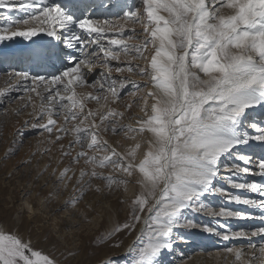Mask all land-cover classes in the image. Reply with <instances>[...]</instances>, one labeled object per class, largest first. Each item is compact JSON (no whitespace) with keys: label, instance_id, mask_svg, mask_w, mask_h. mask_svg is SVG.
<instances>
[{"label":"snow or ice","instance_id":"1","mask_svg":"<svg viewBox=\"0 0 264 264\" xmlns=\"http://www.w3.org/2000/svg\"><path fill=\"white\" fill-rule=\"evenodd\" d=\"M142 2L146 13L145 38L139 45H130L128 40L116 38L122 34L121 31L113 32L116 21L95 18L89 11L92 5L84 0H69L66 4L48 3V0H0V10L8 13L30 10L24 19L0 26V41L16 37L32 41L33 37L45 33L62 42L65 49L81 54L70 53L66 59L72 66L51 78L29 76L27 72L12 75L25 82L31 80L33 85L44 84L47 95L38 91L37 87L25 88L41 101L35 118L39 121L47 117L45 123H34L33 128L38 127L50 136L55 133L57 142L64 135L71 134L74 139L70 141L69 148L75 143L82 147L86 144L88 150L77 152L74 160L79 162L84 158L85 163L92 166L91 177L106 179L111 187L115 182L124 181H117L111 175L103 176L95 170L97 167L112 165L128 175L133 171L139 172L142 177L139 183L144 191L133 201L138 206V211L134 209L133 223L118 226L108 235L135 228L142 219L140 213L147 210L143 230L148 232V239L139 247L132 264H159V257L164 251L172 250L175 242L184 240L176 229L181 225L188 229L196 227L184 213L188 210L203 211L206 205L202 201L206 197L219 192L232 202L264 210V198H242L217 187V177L223 166L229 174L227 179L231 187L257 192L264 197V185L235 179L240 173H249L248 167L223 163L235 149L248 145L251 140L264 144V125L251 121L248 116V110L264 107V0ZM209 4L213 7L216 4L224 7L226 4L234 10L233 14L222 15L218 8L210 11ZM102 6L107 7L106 4ZM137 12L123 11L119 19L137 21ZM110 34L112 38L107 39ZM101 37L106 38L105 42H101ZM89 46H95L96 50L85 52ZM149 51L150 56L146 54ZM60 52L59 45L49 44L39 46L28 55L51 60L59 58ZM122 55L148 61L138 71L149 76V83L155 89L147 93L154 100L151 115L146 113L147 119L139 121L138 130L151 133V140L148 151L138 164L132 162L135 150L125 156L107 140L99 138L101 130L106 132L110 129L113 133L125 128L132 130L130 125L119 123L124 113L111 107H107L106 111L85 110L89 100L97 104L103 102L102 106H107L119 99L120 94L116 91L118 81L112 79L111 72L112 62H121ZM98 59L107 71L91 85L94 91L86 95L78 93L77 87L89 85L86 71H91ZM124 70L115 67L117 73ZM126 70L133 72L137 67L128 61ZM199 73L207 79H202ZM129 83L138 89V83ZM119 84L124 87L122 81ZM7 95L5 89H0V97ZM28 99L32 101L33 98L29 95ZM61 114L63 124L54 118ZM70 123L71 127L68 126ZM246 124H250L257 134L250 136L242 131ZM101 149L107 150L110 155L100 157L93 151ZM238 159L245 164L252 162L246 155H239ZM256 166L259 174L264 176V159H260ZM69 171L65 168L59 179H71L67 176ZM85 174L82 169L81 178ZM76 202V198L70 201L72 204ZM211 215L250 218L226 208L213 211ZM203 231L214 233L215 229L204 226ZM248 235L244 231L231 235L225 232L222 238L229 240ZM251 235L264 237V227L252 231ZM227 251L232 252L233 249ZM259 251L264 255V247ZM240 257L241 251L236 250V258L239 260ZM0 264H56V260L33 250L30 242L17 234L0 231Z\"/></svg>","mask_w":264,"mask_h":264},{"label":"rangeland","instance_id":"2","mask_svg":"<svg viewBox=\"0 0 264 264\" xmlns=\"http://www.w3.org/2000/svg\"><path fill=\"white\" fill-rule=\"evenodd\" d=\"M207 2L208 0H206ZM209 7L211 8V5ZM218 7L220 13L224 15H231L234 11L228 8L226 4L224 7H220L219 4L216 5L213 11ZM123 24L126 29L125 34L122 35L123 39L128 40L130 45L142 44L145 33L140 18L137 21L125 22L123 20ZM130 29L134 31H129ZM129 37L131 39H128ZM11 59L20 62L14 56ZM128 61H131L132 65L137 67L136 71L128 72L126 70ZM63 64L68 67L72 66L69 62H64ZM96 65V68L104 67L100 62ZM117 66L125 70L117 73L115 72V67ZM112 67L113 74L111 77L118 81L116 91L120 94L119 99L107 106H102L103 102L97 104L96 101H90L87 103V108L106 111L107 107H111L124 113V116L119 118V123L130 125L132 130L125 128L117 133H113L110 129L106 132L101 130L99 138L107 140L109 145L125 156L135 150V156L132 161L135 162L134 160L136 159H143L146 154L145 148L148 147L147 140L142 136V132L138 130L140 128L139 121L144 116L151 115L150 97H147V103L144 106H140V101L143 99L141 94L143 92L144 75L139 74L138 68L145 67V60L140 57L134 58L132 55L127 57L122 55L121 62L113 61ZM27 70L24 72H28ZM5 71L0 69V89L6 87L10 91H7L8 95L0 100V231L17 234L25 241H29L33 250H38L42 254L55 259L56 264H132L139 247L146 243L148 239V232L146 230L137 231V228L143 226V221L147 218V210L140 213L142 219L136 223L135 228L122 229L111 236L108 234L113 232L118 226L125 223H133L134 209L138 211V206L133 204V201L137 197L133 172L131 175H128L122 169L113 167L112 165L103 168L97 167L95 170L98 173H102L103 176L111 175L117 181H124L123 183L115 182L109 187V182L106 179L91 177L92 166L86 164L84 158L76 162L69 154L64 155L67 162H64L63 165L70 169L67 176L71 177V179L67 177L59 179L62 170L56 166V153L69 151V147H67V150H63L61 145L64 139H70V134L64 135L57 142L55 133L50 136L49 133L38 127L33 128L32 125L34 123H42L43 121H38L35 118L37 110L33 107V99L32 101L28 99L29 95L34 98L36 96L35 93L25 91V88L33 87L34 85L28 80L27 82L24 81L26 83L25 86L22 87V82H20L21 86L16 88L18 80H14L15 75L9 73V77H7L4 75L7 72ZM121 77L127 79L124 87H121L119 84ZM98 78L101 77H94L89 80L88 86L91 91H94L91 85L94 82H98ZM129 82L138 83V89L133 88ZM109 99L113 98L109 97ZM136 101L139 102H137L135 110L133 103ZM44 103L47 105L48 101L45 100ZM137 109L139 113L133 116L137 112ZM143 110H146L147 115L143 113ZM139 114H141L140 117ZM16 118H23L22 124L20 123V128H23V130L21 131V135H14L13 138L8 139V134L4 130L6 121ZM125 120L127 121L125 122ZM97 123H100L99 120H97ZM68 126H71V123ZM6 146L11 148V152L5 149ZM79 146L81 150H88L86 144L83 147L81 144ZM93 151L100 157L110 155L104 149ZM19 152L25 154V161H19V158L16 157ZM258 156L259 154L256 153L252 159L255 165H257L256 160ZM225 163L229 162L225 161ZM240 166L243 167L241 164ZM82 169L86 173L83 178L80 176ZM250 170L253 171L256 168L253 167ZM226 177L228 175L225 174V179L220 184H222L223 189L225 188V192L231 194L232 191L228 189L232 188L228 184ZM246 181L255 182L253 177L248 178ZM211 197L210 195L203 199L202 202L206 205V209L203 211H187L191 215V220L194 221L196 227L188 229L183 225L179 226L176 231L180 236L184 237V240L177 241L178 244H175L172 250L164 251L159 257V264L224 263L219 262L220 257L218 256H214L213 258L212 255H207L210 249L207 248L208 246L202 247L201 245L203 244L198 245L199 247L194 251L190 250L194 246V243L189 242H191V238L197 233L203 238H200L201 241L199 243L207 242L206 239L208 237L203 236V233H205L203 231L204 226H210L215 229V232L211 233L214 237L217 236L216 233L221 232V228L214 226L213 223L208 224L203 222L211 202ZM222 197L225 198L222 201L223 203L228 201L226 195L222 194ZM73 198L77 200L75 204L70 203ZM215 204L217 205L215 206ZM130 205H132V208H130ZM212 206L214 208H224L222 204H218V201L214 202ZM112 209L116 213V218L114 216L113 222L108 223L107 215L112 212ZM226 209L236 211L230 206L226 207ZM237 212L246 213L247 210L244 208ZM246 215L244 216L246 217ZM253 216L254 213L249 216L250 221H252L251 218ZM263 216L260 215L259 219ZM233 220L237 222L239 218L234 217ZM244 222L240 220L235 226L225 224L224 227L227 229L231 227L230 229L235 233L241 228L239 225H242ZM218 223H221L220 220ZM261 227H264L262 219L257 225L251 227L250 231ZM226 230H223L222 234H225ZM217 237H220V235ZM228 244L232 245L233 241L228 242ZM253 246L255 247L253 248ZM180 247H184V249H181L183 254L180 255L183 257L178 256L176 253ZM260 247L261 245L255 242L250 247V252L257 259L261 256ZM211 249L212 251L225 250L226 252L229 246ZM200 253L201 256L199 255ZM216 257L218 258L216 259ZM223 257H225V254ZM232 264L237 263L233 262Z\"/></svg>","mask_w":264,"mask_h":264},{"label":"bare ground","instance_id":"3","mask_svg":"<svg viewBox=\"0 0 264 264\" xmlns=\"http://www.w3.org/2000/svg\"><path fill=\"white\" fill-rule=\"evenodd\" d=\"M84 2L92 5V7L89 9V11L94 14L95 18H99L101 20L108 18V19H111L113 21H116V25L113 28V32L121 31V33H122L121 36H117L116 38H123L122 35H124L126 32V29L124 28L125 26L123 24V20L119 19V17L122 15L123 11L138 10L137 14L140 18L141 24L144 26V22H146V13L144 12V5H143L142 0H84ZM48 3L66 4V3H69V0H48ZM105 4L107 5V7L102 6ZM209 5H211V4H209ZM216 5H218V4H216ZM216 5L214 7H216ZM214 7L211 5L210 10L213 11ZM218 9H219V7H218ZM219 12H220V9H219ZM29 13H30V10H16V11H12L10 13H8L4 10H0V26L8 25L11 21H14L16 19L22 20ZM220 14L224 15L223 13H220ZM121 25L123 26L122 29H121ZM21 27H24V26L21 25ZM111 38L112 37L110 34L107 37V39H111ZM105 39L106 38L101 37V42H105ZM49 44H51L53 46L59 45V50H61L59 58L50 60V59L40 58V57H29V55H28L29 52H31L33 50H37L38 47L41 45H49ZM149 49H151V45H149ZM84 51L85 52L95 51V46H89ZM70 53L73 55L79 56L78 51L72 50V49H65L62 42L57 41L53 37H48L45 33H40L38 36L33 37L32 41H28V40H25L23 38L16 37L10 41H8V40L0 41V69L7 71V72L5 71L6 73L4 74L7 77H9V73H11V74H13V73H25L24 71L27 70V68H29V70H27L28 71L27 73L28 74L32 73V74H29V76H38L39 75V76H45V77L51 78L52 76L57 75V73L59 74L60 72H62L64 70V68L68 67V66L64 65L63 63L69 62L66 59V57ZM146 54L150 56L151 52L149 51ZM12 56H14V58H17L20 62H17V60L13 61L11 59ZM98 63H99V59L97 60L96 63L93 64L91 71H86V78L88 81L94 77H101V74L107 71L105 69V67L96 68V66H97L96 64H98ZM147 63H148V61L145 60V66L147 65ZM193 71H195V69H193ZM112 74H113V72H111V75ZM199 75L201 76L202 79H207V77L204 76L203 73H199ZM14 80H18L16 82V85L18 84L17 86H15L16 88L21 86V85L23 87L26 84L20 77L15 76ZM29 81H31V80H29ZM121 81L123 82V84H126L127 79H124L123 77H121ZM20 82H22L21 85H20ZM42 85H44V84L40 83L39 85H34L33 87H37L38 91H40L41 93H44V86H42ZM2 89H5L6 91H10V90H8L9 88H6V87H4ZM150 90L154 91L155 89L153 88V85L151 83H149V76L144 75L143 87H142L143 92L141 94L143 99L140 101V106H144L145 99L147 101V97H149V96H147V93ZM76 91L78 93H84L86 95L91 90L89 89V86H80V87L76 88ZM44 94L46 95V93H44ZM3 98L4 97H0V100H2ZM150 99L151 100L149 102V105L151 108V105L154 102V100L152 97H150ZM90 101L91 100L87 101V103ZM137 102H139V101H136L133 103L135 110H136ZM33 103L35 104V108L38 111L40 103H41L40 99L35 96L33 98V101H32V104ZM88 109L89 108H87V104H86V110H88ZM138 113H139V110L137 109V112L135 114H133V116H136ZM143 113H146V110H143ZM140 116H141V114H139V117ZM248 116H249L251 121H256L257 123L264 125V107L257 106L254 109L248 110ZM54 118L58 121L59 124H63V122H64L63 114H61L59 116H54ZM46 119H47V117H45V119L42 121V123H45ZM143 119H147V116H144ZM22 121H23V118H21V119L16 118V119H12L11 121H6V125L4 127V130L8 134V139L13 138L14 135H21V131L23 130V128H20L21 127L20 123L22 124ZM126 121L127 120H125V122ZM249 126H250V124H246L245 127L242 128V131L247 132L250 136L256 135L257 134L256 131L253 130ZM69 127H71V126H69ZM142 136H144V138L148 142V147L145 148V150L147 152L149 149V146H150L149 142L151 140V133L144 131V132H142ZM73 139H74V137L70 134V139H64L63 140V144H62L63 150H67V147H69L70 141H72ZM72 145H73V147L70 148L68 152L70 153V156L74 159V157L76 156V153L81 151V148H80L78 143H75ZM7 148H8V146H6L5 149L8 152H11V151H9L11 148H8V149ZM256 153L259 154L258 159L256 160V162L258 164L260 159H264V144H262L261 142H258V141L251 140L248 145H241L237 149H235L233 152V155L225 158L223 163L226 164L225 161H228L229 162V163H227L228 165L241 164V165H243V167H248L249 169H251L253 167L256 168V170H253L254 172L252 170H250V172L247 174L240 173L238 176L235 177V179L237 181L244 182L248 178L253 177V180L255 182H257L261 185H264V176L259 174V169L257 168V166L255 164H253L252 159ZM239 155L248 156L252 160V162L249 164H245L244 162H242L238 159ZM16 157L19 158V161H25L26 156H25V154H22L21 152H19ZM55 159H56V163H57L56 166L59 167L63 171L66 168L65 165H63L64 162H67L66 157H64L63 153H56ZM141 160L142 159H136V160H134L135 162H133V163L138 164ZM58 172H59V170H58ZM133 174H134V178H135V185H136V191H137V196H138L142 191H144L141 184L139 183V181L141 180L142 177L138 171H133ZM225 174L229 175L224 170V168L222 166L221 171H220V175L217 177V181H218L217 187H219L221 189H223V186L220 183H223V179H225ZM231 188L232 189H228V190L232 191L231 194L240 195L242 198H249V199H257V197H258V199L264 198V197H261V195L257 192H252L250 190H237V189H234L233 187H231ZM211 196H212L210 198L211 202L209 204L208 211L206 212L207 217L206 216L204 217L205 219L203 222L208 223V224L213 223L214 226L221 228V232L219 234H216L217 236L220 235V237H217V236L214 237L211 233L205 232V233H203V236L208 237L206 239L207 242L199 243L201 241L200 238H202V237H200V234L197 233L196 235H194L193 238H191L192 239L191 242H189V243H194L193 244L194 248L192 247V249H191L189 247L190 250L194 251L196 248L199 247L198 245L203 244V245H201L202 247L208 246L207 248L210 249L209 253L207 255L210 254L213 256V258H214V256L220 257V260H219L220 263L224 262L225 264H228L230 262V264H232L233 262H235L237 264H264V255L260 254L261 256L257 259L250 252V247L253 245L254 242L259 243L261 245V247H264V237L252 236L251 235L252 231H250V228L257 225L258 222L261 221V219L264 222V216L261 219H259L260 215H264V210L259 209V208L254 207V206H251V205L237 204L235 202L230 201L229 199H228V201H225L223 203L222 201L225 198L222 197V194L219 192L216 193L215 195H211ZM217 201H218V204H222V206L224 208L230 206L232 209H235L236 211H240V210L245 208L248 213L246 212L247 215H246V213H241L242 216L246 215V217H249L252 213H254V216L251 218L252 221H250V218H242V219L239 218V220H238V221L242 220L245 222L242 225H239V227H241V228L236 232L244 231V232L249 234L247 237L233 238V239H229V240H224L222 238L224 235V234H222L223 230L227 229L226 227H224V225L228 224L229 226H235L238 221L234 222V220H233L234 217H222V216L211 215L210 213H212L213 211L218 212L220 209V208H214L212 206L214 204V202H217ZM58 205H59V203H58ZM216 205L217 204H215V206ZM130 208H132V205H130ZM115 214L116 213L114 212V209H112L111 213H108V215H107L108 223L113 222L112 220L114 219L113 217L115 216ZM208 214H210V216H208ZM184 215L188 219H192L191 215L187 211L184 213ZM115 218H116V216H115ZM219 220L221 223H218ZM230 228L231 227H229V229L226 230V232L229 235L234 233V231L231 230ZM143 229H144V224H143V226H139L137 228V231L139 232ZM230 241H233L232 245L228 244V242H230ZM178 242L177 243L175 242V244H178ZM226 245L229 246V248L233 249V251L232 252H229V251L225 252V250L212 251V249H211V248H216V247H223ZM181 249H184V247L178 248V252H176L178 254V256L183 254V251H181ZM185 249H186V247H185ZM236 250L241 251V257L239 260L236 258ZM244 250H247V251H244ZM224 254H225V257H223ZM199 255L201 256V253ZM200 256H198V257L201 258ZM180 257H183V256H180ZM204 257H205V255H204ZM218 257H216V259ZM222 257H223V259H221ZM200 260H198V261H200ZM208 264H210V263H208Z\"/></svg>","mask_w":264,"mask_h":264}]
</instances>
